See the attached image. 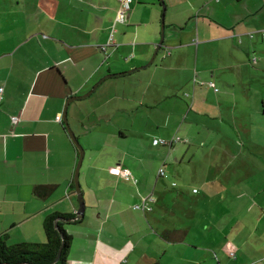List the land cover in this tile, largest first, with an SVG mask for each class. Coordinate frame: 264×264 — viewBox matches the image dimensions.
<instances>
[{
    "label": "crops",
    "instance_id": "1",
    "mask_svg": "<svg viewBox=\"0 0 264 264\" xmlns=\"http://www.w3.org/2000/svg\"><path fill=\"white\" fill-rule=\"evenodd\" d=\"M129 1L121 23L119 0H0V238L9 245L44 243L47 216L77 214L79 152L63 112L70 98L90 94L68 107V123L85 150L80 185L86 208L80 223L68 224L73 231L65 228L73 237L67 264H264V153L255 158L243 152L247 144L264 152L261 137L249 136L251 123L224 117L219 127L233 131L211 136L218 133L208 122L215 117L203 114L224 116L238 106L230 88L263 43L264 28L257 23L264 0ZM112 33L104 54L101 47ZM220 84L229 90L220 92ZM185 122L207 128V139L228 143L223 168L204 180L201 191L192 190L193 203H176L183 190L175 203H164L170 185L159 170L167 169L177 188L176 179H185L184 163L193 166L191 176L198 175L196 153L188 164L185 154L174 153L177 143L162 145L170 150L162 156L123 149L116 166L109 155L105 166L107 154L93 150L105 124L116 131L101 149L119 151L129 142L160 147L136 128L172 129ZM118 132L120 139L112 142ZM233 138L241 143L235 153ZM94 157L100 167L91 163ZM37 186L55 190L43 199L35 195ZM215 198L217 203H208ZM162 209L169 222L161 220Z\"/></svg>",
    "mask_w": 264,
    "mask_h": 264
},
{
    "label": "rangeland",
    "instance_id": "2",
    "mask_svg": "<svg viewBox=\"0 0 264 264\" xmlns=\"http://www.w3.org/2000/svg\"><path fill=\"white\" fill-rule=\"evenodd\" d=\"M254 5L257 3L256 0H252V2ZM264 13V11H263ZM250 23V22H249ZM256 23V20L253 22ZM257 25H259L260 27L264 28V14L262 15L261 18V23H257ZM264 30V29H263ZM264 33V31H263ZM249 37V36H248ZM255 37V41L258 39L259 35H254ZM250 59L252 60V64L249 66L248 69L244 70V72H242V75L240 77V79L235 80V87H233L231 84V88L228 86L222 87L221 84L217 85V87L219 88V91L222 92L224 89H232L235 90L237 93V100H238V106L235 107L234 109H230L229 112L224 113V116L222 115H218L220 113H214L211 111H208L206 113H203L205 115H210L211 117H215V119L210 118L211 120H215V121H208L211 125L210 130L212 129L215 132L218 133H213L211 134V136H219V134H221L220 132H224L226 133V131H233V128H228L227 126L225 127H219L220 124L223 125L222 121H220L223 117L225 118V120L229 121L230 123L238 120V121H243L244 123H246L247 125H249V136H252L253 139L255 138L256 141L259 140V145L263 146L264 148V39H263V43L259 44L254 51H251V55H250ZM198 82H200V78H197ZM194 81V80H193ZM185 82V79L182 80L181 85ZM180 85V84H179ZM190 87V86H189ZM209 87V86H207ZM206 87V89H207ZM222 87V88H221ZM200 89V88H198ZM186 90V89H185ZM181 98L184 99L186 101V103L188 102V105H191V101L192 99H188L186 98V95L184 94V92L181 94ZM212 98V97H211ZM183 102V101H182ZM185 107V106H184ZM193 108V105H192ZM187 111V109L185 110ZM195 115L194 113H191V116ZM196 116V115H195ZM200 121H204L205 117L203 116H196ZM191 120H194L193 117H190V119L187 122H191ZM208 120V119H207ZM183 123V126L180 127L181 124H179L177 127H172V129H165V128H159V127H155L152 128L150 127V129H144V128H136V132L139 134L140 132H146L148 131L151 134V138H156L158 141H164V142H169L171 139H168V135L171 134L172 138H179L181 139L182 142L177 143L174 146V153L177 152H181L183 154H185V158L186 161L189 164V157L191 154L196 153L199 156L200 162H198V170H197V174L196 176H191L192 174V170H193V166H189L186 163H184L182 166L187 167L185 170V179L183 178H177L176 180L177 182V188H173L171 187V182L172 181V175H170V173L166 170V174H167V180L169 182L170 187L167 190V196L165 197V202L164 203H175V197L177 195V192L179 190H183L181 197L183 198L182 201H178L176 203H193V199L191 196V192L192 190L195 188L198 191L202 190L203 187H201L202 183L204 182V180L206 178L212 177L214 178L215 175L217 174V171L214 172L215 169L218 168H223V150L226 151V148L228 146L227 141H222L220 139V137L215 138V139H207V128H201V127H196L193 126L194 128H192V125L189 123ZM221 122V123H220ZM219 127V128H218ZM173 130V131H171ZM110 131H112L113 134H115L114 132L116 131V128L114 126L108 128V126L105 124L103 127H99L97 129L98 135H102V140L97 141L96 146L93 148V150H102L104 153H106L107 155L105 156V162L104 165L106 166L107 164V156L109 155L110 159H109V163L113 164V165H117L118 161L120 158H122L124 156V150L126 151H146L147 153H149L151 156L153 155H168L169 153V148L168 147H164L162 146V144L160 145L159 148L157 147H152V141L150 143H145L143 146L139 145L138 143H133V142H129L127 144H120L119 147V151L115 150L112 148V146H108L107 148H103L101 149V145L104 143V141L110 139V135H108L110 133ZM93 132V131H92ZM244 129L240 128L239 129V133L241 135V137L244 136ZM162 134V137L161 135ZM178 134V135H176ZM97 135V136H98ZM119 135V132H118ZM170 136V137H171ZM116 137H114L112 140L117 142L120 139V135L118 137L117 140H114ZM152 139V140H153ZM197 140V141H196ZM245 141V139H243ZM82 141L87 145V143L82 139ZM111 142V141H109ZM187 142V143H186ZM230 148L232 147L233 149L231 150L232 152H237L238 150H236L237 147V143L239 145H241V143H239V139L237 138H233V140L230 142ZM113 143H111L110 145H112ZM252 145V146H251ZM156 146V145H155ZM215 148L216 151L214 152V154H212V148ZM246 148L243 150L242 147H239L241 150H243V152H246V155L248 157L253 156L254 155L255 158H261L264 152L263 151H259V150H253V148L255 147V144H247L245 146ZM250 148V149H248ZM88 156L85 162V167H87L88 165V161L89 159V149L87 151ZM122 153V154H120ZM210 153L212 154V158L210 160H206L204 157H206V154ZM123 159V158H122ZM100 160H98L97 157H94L93 161L91 163H94V167L96 168V165L100 167V163H98ZM88 168V167H87ZM249 168V167H248ZM158 170V169H157ZM182 170V169H181ZM154 171V169L152 168V172ZM214 172V173H213ZM172 174L177 175L176 172L172 171ZM178 176V175H177ZM189 191V192H187ZM203 193V192H202ZM204 194V193H203ZM150 195H152V193H150ZM149 195V196H150ZM153 197L157 198L158 195L157 193H155L154 195H152ZM198 196H201L200 194ZM219 198H221L219 196ZM217 198L213 199V200H208V203H217L216 201ZM162 211L165 212V209H162L160 211V218L161 220H163L162 218H164L166 221L170 220V217H165L164 213H162ZM169 216H171L169 214ZM165 220L163 222H165ZM169 222V221H168ZM75 227L78 225H74ZM66 229H69V231H73V225H67Z\"/></svg>",
    "mask_w": 264,
    "mask_h": 264
},
{
    "label": "trees",
    "instance_id": "3",
    "mask_svg": "<svg viewBox=\"0 0 264 264\" xmlns=\"http://www.w3.org/2000/svg\"><path fill=\"white\" fill-rule=\"evenodd\" d=\"M164 171L166 174L165 169ZM54 190L55 187L51 186H37L34 189L35 195L43 199L50 197L54 193ZM75 217V214L65 215L59 213H52L47 216L44 221V233L46 237L44 243L23 242L9 245L5 238H0V264H52L62 245L63 252L57 264H67L73 237L66 232L65 228L69 224L68 222L59 221L56 223V221L58 219L67 220ZM80 222L76 221L75 223Z\"/></svg>",
    "mask_w": 264,
    "mask_h": 264
},
{
    "label": "water",
    "instance_id": "4",
    "mask_svg": "<svg viewBox=\"0 0 264 264\" xmlns=\"http://www.w3.org/2000/svg\"><path fill=\"white\" fill-rule=\"evenodd\" d=\"M163 11H165V5H163ZM164 26H165V24H164V14H163L162 15V32L164 31ZM162 39H163V35H162ZM111 76H113V75H111ZM89 95L90 94H88L86 96H82V97L70 98L69 101L66 103V106L64 108V112H63L64 124L66 126V129L68 131V134H69L71 140L73 141L74 145L76 146V148L78 149V152H79V159H78L77 166L75 169V174H74L75 191H76V195H77L78 200H79V210H78L75 218L67 219V220L58 219L56 221V223H58L59 221H66L68 223L76 222V221L83 219L84 214H85L86 204H85L83 191L81 190V185H80V171H81L83 161H84V157H85V150H84L82 144L80 143L79 139L75 135L74 131L72 130L71 126L69 125L67 115H68V107L72 101L81 100L84 97H87ZM57 228H58V225H57ZM62 237H63V234H62ZM62 252H63V245L59 249L57 257L52 264H57L59 262L61 255H62Z\"/></svg>",
    "mask_w": 264,
    "mask_h": 264
},
{
    "label": "built area",
    "instance_id": "5",
    "mask_svg": "<svg viewBox=\"0 0 264 264\" xmlns=\"http://www.w3.org/2000/svg\"><path fill=\"white\" fill-rule=\"evenodd\" d=\"M120 3H121V5H120V8L118 10L117 20L119 22H121V23H124L126 21V19H127V13L130 10V1L129 0H120ZM112 43H113V33L111 34L108 43L101 47V50H102V52L104 54H107V49H108V47H110L112 45ZM178 142H181V139H179V138L175 139L174 138L171 142H164V141L161 142V141L155 140L154 144L155 145L162 144V145H170L171 146V145L176 144ZM123 173H124V175L126 177H129L130 174H131L128 170H124ZM159 176L160 177H165L166 176L165 171H164L163 168H160Z\"/></svg>",
    "mask_w": 264,
    "mask_h": 264
}]
</instances>
